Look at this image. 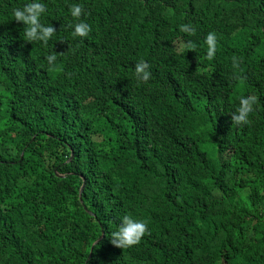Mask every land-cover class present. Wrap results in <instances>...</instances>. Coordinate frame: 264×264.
Masks as SVG:
<instances>
[{
	"label": "trees",
	"instance_id": "1",
	"mask_svg": "<svg viewBox=\"0 0 264 264\" xmlns=\"http://www.w3.org/2000/svg\"><path fill=\"white\" fill-rule=\"evenodd\" d=\"M27 2L0 0V264H264V0H42L47 44ZM124 215L147 231L118 248Z\"/></svg>",
	"mask_w": 264,
	"mask_h": 264
},
{
	"label": "clouds",
	"instance_id": "2",
	"mask_svg": "<svg viewBox=\"0 0 264 264\" xmlns=\"http://www.w3.org/2000/svg\"><path fill=\"white\" fill-rule=\"evenodd\" d=\"M69 14L76 23L70 24L73 36L86 37L90 32V26L80 20L82 8L79 4H73L69 7ZM46 12L45 4L42 0H28L27 3L12 9L13 20L19 22L24 28V41L28 43L39 42L47 44L53 37L54 29L48 23L42 22V17ZM179 31L189 36L193 35L196 29L190 24H181ZM207 45V56L213 58L216 53V35L209 32L204 39ZM187 49H193L191 41L184 44ZM50 68L55 67L56 55L49 54L46 57ZM235 66V65H234ZM134 76L138 85L149 81L151 72L146 62H138L134 66ZM258 104V97L255 95H242L239 97V105L235 112L231 113V121L237 125H247L250 123V115L254 111V106ZM147 224L144 220L134 219L128 215L120 218L117 229L110 234L111 243L118 248H127L137 244L141 237L146 234Z\"/></svg>",
	"mask_w": 264,
	"mask_h": 264
},
{
	"label": "water",
	"instance_id": "3",
	"mask_svg": "<svg viewBox=\"0 0 264 264\" xmlns=\"http://www.w3.org/2000/svg\"><path fill=\"white\" fill-rule=\"evenodd\" d=\"M71 159H72V154H71V156H70V159H69V160H71ZM69 160H68V161H69ZM83 185H84V184H82V186H81V188H80V191H79V193L82 191V189H83V188H82V187H83Z\"/></svg>",
	"mask_w": 264,
	"mask_h": 264
}]
</instances>
